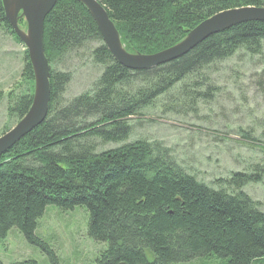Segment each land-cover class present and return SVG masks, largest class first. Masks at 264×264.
Wrapping results in <instances>:
<instances>
[{"label":"trees","instance_id":"trees-1","mask_svg":"<svg viewBox=\"0 0 264 264\" xmlns=\"http://www.w3.org/2000/svg\"><path fill=\"white\" fill-rule=\"evenodd\" d=\"M100 3L125 51L141 55L177 44L222 11L264 8V0ZM0 28L13 34L1 0ZM262 42L264 23H243L210 36L171 63L129 71L113 60L87 10L75 0H58L43 25L50 89L47 115L0 157V240L15 228L56 264L54 252L35 235L37 221L47 206L66 211L83 207L87 236L105 245L95 264L264 263V212L241 192L261 182V170L231 174L214 189L186 174L169 148L145 140L126 143L132 131L129 120L150 109L186 115L197 104L212 102L220 87L208 74L211 67L220 75L222 64L239 52L260 56ZM91 43L97 46L87 48ZM85 50L101 68L100 76L90 91L62 101L71 75L53 68L68 67ZM23 62L25 89L8 110L17 120L28 111L33 95L26 55ZM96 142L121 144L97 154Z\"/></svg>","mask_w":264,"mask_h":264},{"label":"rangeland","instance_id":"rangeland-1","mask_svg":"<svg viewBox=\"0 0 264 264\" xmlns=\"http://www.w3.org/2000/svg\"><path fill=\"white\" fill-rule=\"evenodd\" d=\"M96 46L91 43L87 48ZM25 55L14 35L0 28V136L23 117L17 120L8 110L25 89L21 77ZM60 67L53 69L71 75L61 94L65 102L90 91L101 73L87 50L79 52V58L68 67ZM214 69L212 66L208 74L220 88L212 102L199 103L194 112L186 111V115H162L157 107L150 109L140 118L129 120L132 131L126 143L145 140L169 148L173 161L186 174L214 189L219 185L217 181L231 174L261 170V182L249 184L241 192L264 212V42L260 56L249 57L239 52L222 64V74ZM119 144L97 143L95 153L117 148ZM87 221L83 207L66 211L47 206L37 221L35 235L54 252L56 264H95L105 245L87 236ZM24 260L50 264L38 248L29 245L13 228L0 240V262L16 264Z\"/></svg>","mask_w":264,"mask_h":264},{"label":"water","instance_id":"water-1","mask_svg":"<svg viewBox=\"0 0 264 264\" xmlns=\"http://www.w3.org/2000/svg\"><path fill=\"white\" fill-rule=\"evenodd\" d=\"M58 0H1L4 19L24 47L33 75V95L26 114L0 136V157L37 128L47 115L50 97L49 67L44 56L43 25L45 17ZM89 13L102 43L113 60L129 71H147L171 63L193 50L212 35L236 25L250 22L264 23V8L240 7L222 11L202 21L177 44L151 55L127 53L117 30L100 0H75ZM25 22V30L18 21Z\"/></svg>","mask_w":264,"mask_h":264}]
</instances>
